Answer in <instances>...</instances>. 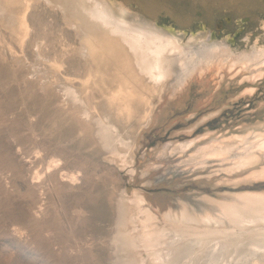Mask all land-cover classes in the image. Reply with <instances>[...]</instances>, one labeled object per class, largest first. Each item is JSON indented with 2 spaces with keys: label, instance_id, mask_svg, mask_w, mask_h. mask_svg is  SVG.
Listing matches in <instances>:
<instances>
[{
  "label": "rangeland",
  "instance_id": "obj_1",
  "mask_svg": "<svg viewBox=\"0 0 264 264\" xmlns=\"http://www.w3.org/2000/svg\"><path fill=\"white\" fill-rule=\"evenodd\" d=\"M112 1L181 43L210 37L235 52L264 49V0ZM29 8L21 44L0 12V264H114L117 204L133 192L161 219L208 196L264 191V180L243 181L247 173H226L216 158L185 161L212 138L264 132V64L195 75L176 91L167 85L122 166L97 140L96 114L83 113L101 102L97 90L77 101L65 92L92 68L78 35L57 8L41 0ZM183 142L182 154L171 150Z\"/></svg>",
  "mask_w": 264,
  "mask_h": 264
},
{
  "label": "bare ground",
  "instance_id": "obj_2",
  "mask_svg": "<svg viewBox=\"0 0 264 264\" xmlns=\"http://www.w3.org/2000/svg\"><path fill=\"white\" fill-rule=\"evenodd\" d=\"M31 1L0 0L5 23L11 27L16 23L19 44L27 35ZM41 1L61 12L79 37L80 53L92 64L81 88L66 87L65 92L77 101L80 93L97 90L101 102L83 113L96 114L91 118L96 138L122 166L131 163L137 131L148 122L154 100L161 98L167 85L176 91L195 75L210 72L215 79L223 68L264 64L262 48L235 52L225 41L210 37L193 46L181 43L177 32L130 16L112 0ZM51 66L58 71L61 67ZM258 73L255 76L262 75ZM183 143L171 150L182 154L188 146ZM165 150L160 154H167ZM212 158L226 162V173H247L243 181L264 180V164L256 167L264 159V132L212 138L185 161L197 166ZM42 174L38 172L37 178ZM132 195L121 197L117 204L111 236L114 264H264V191L208 196L197 207L169 208L161 219L146 207L143 195Z\"/></svg>",
  "mask_w": 264,
  "mask_h": 264
}]
</instances>
